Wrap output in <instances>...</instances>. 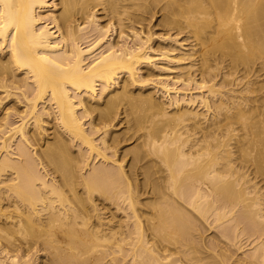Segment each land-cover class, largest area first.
Segmentation results:
<instances>
[{"label": "bare ground", "instance_id": "1", "mask_svg": "<svg viewBox=\"0 0 264 264\" xmlns=\"http://www.w3.org/2000/svg\"><path fill=\"white\" fill-rule=\"evenodd\" d=\"M0 264H264V0H0Z\"/></svg>", "mask_w": 264, "mask_h": 264}]
</instances>
